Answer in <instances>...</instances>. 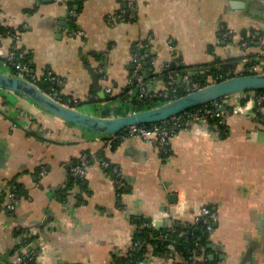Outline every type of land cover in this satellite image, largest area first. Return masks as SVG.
<instances>
[{
	"label": "crops",
	"instance_id": "obj_1",
	"mask_svg": "<svg viewBox=\"0 0 264 264\" xmlns=\"http://www.w3.org/2000/svg\"><path fill=\"white\" fill-rule=\"evenodd\" d=\"M120 10L125 16L117 19ZM0 24L13 30L0 37V71L10 73L9 54L17 48L28 74L63 78L60 92L96 115L135 110L129 99H99L106 88L130 98L136 57L148 91L166 86L159 66L181 65L208 82L225 71L243 73L245 54L264 68V0H0ZM223 125L224 136L177 129L166 155L140 138L97 140L26 95L0 91V203L13 181L20 191L12 215L0 210V264H18L20 253L33 254L34 264H111L131 249L136 231L152 236L175 223L177 217L156 228L150 217L179 199L216 211L213 264H264V102L249 116L229 114ZM82 153L87 165L71 208V198L64 201L58 191ZM113 168L124 187H117ZM53 219H61L58 230L48 226ZM29 233L32 239H22ZM152 264L173 263L154 257Z\"/></svg>",
	"mask_w": 264,
	"mask_h": 264
},
{
	"label": "built area",
	"instance_id": "obj_2",
	"mask_svg": "<svg viewBox=\"0 0 264 264\" xmlns=\"http://www.w3.org/2000/svg\"><path fill=\"white\" fill-rule=\"evenodd\" d=\"M69 14L71 16H75L76 12L72 9L69 10ZM115 18H123L125 16V11L120 10L115 15H113ZM112 16H109V18ZM79 35H82V31H77ZM14 36L17 38L18 35L14 34ZM252 36V35H251ZM254 37V36H252ZM238 45L245 49L248 45V41L243 40L238 43ZM244 56V60L248 61V67L244 72H255L257 73H264V68L259 69L257 63L250 61L249 57ZM14 52L12 51L9 54V66L11 69L15 70V73L18 76H21L23 78H26L32 82H35L37 77L33 74H28L25 71L24 64L15 61L13 59ZM135 67L132 73V82L137 86V100L142 98H148L151 101L158 99L160 101V98H167L172 97L168 100L174 99L177 96V86H180V90L183 91V94L189 93L191 91L197 90L209 83L216 82L218 80L224 79L229 76L236 75L235 73L229 71H225L223 73H219L212 81H207L203 78H193L189 73H183L179 74L177 71L173 69H168L166 66H159L157 68V72L159 74H162L166 77V86L165 88L159 90V91H148L145 86L143 85V76L141 74V62L140 60L135 59ZM240 73V74H244ZM10 73H12L10 71ZM45 79H47L51 83V88L49 92L47 93L51 98L55 99L56 101L60 102L61 104L71 107V108H78L79 102L75 97H71L68 95H63L60 92V88L63 85V78L59 77L58 75L54 74L51 71H47V73L44 74ZM135 81V82H134ZM59 88V89H58ZM133 90H135L133 88ZM132 88H129L127 91L128 95H131L134 93ZM0 91L5 92L9 90L0 89ZM107 94H110V89H105ZM129 98L126 99V101ZM244 99V102L242 101ZM141 101V100H139ZM157 101V100H156ZM165 102V101H163ZM264 102V92L262 91H256V90H247L239 93H234L228 96H224L222 98H218L215 100H212L208 103L202 104L200 106L185 110L181 113H178L168 119H166L164 122H158V123H152L148 125H130L127 126L122 131H119L118 133L113 134H106V135H100L97 134L96 139L102 140L104 142H114V141H120L129 137H135L143 139L147 142L152 143L154 146H157L163 151L164 154H169L170 151V141L172 135L176 132L177 129H187L190 131H193L195 133L198 132V130L201 129H211V125L209 123L210 117H217L219 123L223 124L225 123V120L229 114H242V115H250V112L257 108L260 109L261 104ZM162 103V102H161ZM254 112L252 113V115ZM256 115V114H254ZM253 115V116H254ZM26 123H30V118H26ZM87 165V156L85 154L79 155L74 161H72L69 164V173L70 176L73 179L72 186H71V192H76L79 189V181L83 178L86 170ZM102 165L104 167H108L109 163L107 161H103ZM112 171L119 177V171L116 168H113ZM44 168L42 167L40 169L39 174L42 176L44 175ZM117 187L121 188L126 185L125 180H123L121 177L118 178L116 181ZM19 201L18 196L16 195V186L14 184H11L8 186V191L6 194V197L4 201L0 203V210L5 211L8 216L12 215L13 212L16 209L17 203ZM77 203V200L74 197H71V202H69V206L72 208ZM176 210V213L175 211ZM188 211V217H184L186 212ZM175 215V216H174ZM174 217H177L178 220L182 222H188L190 224H201L200 230L202 233L207 234L208 236L213 233L214 230V224L217 221V213L215 210L210 209L207 207L204 203L201 201H195L191 204H189L186 199H179L178 202L174 204V206L168 210H162L158 211L157 213H154L150 217V221L152 224H155L156 221L160 220H167L168 222L173 219ZM61 225V219H53L49 224V228L53 230H58ZM32 233H29L28 236H32ZM167 233L159 232L158 237L166 238ZM141 245V242L139 240H135L131 243V249H134ZM152 248L149 247L148 250L144 253L143 257L138 261L139 264H152L153 259L155 256H153L151 252ZM197 249H192L191 255L189 256L188 260H191L192 262L195 259H198L202 254H197ZM179 255L175 250L172 248L170 250V255ZM175 255V256H176ZM202 257V256H201ZM31 259V257L28 258V260ZM24 256L20 257L19 262L22 264L24 263ZM185 264H192L189 262H186Z\"/></svg>",
	"mask_w": 264,
	"mask_h": 264
},
{
	"label": "water",
	"instance_id": "obj_3",
	"mask_svg": "<svg viewBox=\"0 0 264 264\" xmlns=\"http://www.w3.org/2000/svg\"><path fill=\"white\" fill-rule=\"evenodd\" d=\"M90 73L94 83H97V73L91 71ZM263 88L264 73L236 74L149 108L134 110L122 115L102 116L65 106L51 98L35 82L13 73L0 71V89L22 93L59 119L100 135L118 133L130 125L164 122L178 113L212 100L234 93ZM96 90L99 92L101 89L96 88ZM173 196L175 197V195ZM167 222V220L156 221L155 227L166 226Z\"/></svg>",
	"mask_w": 264,
	"mask_h": 264
},
{
	"label": "trees",
	"instance_id": "obj_4",
	"mask_svg": "<svg viewBox=\"0 0 264 264\" xmlns=\"http://www.w3.org/2000/svg\"><path fill=\"white\" fill-rule=\"evenodd\" d=\"M12 29L10 28H5L3 25L0 24V37L4 36L6 34L12 33ZM251 33L254 34L253 31H250ZM250 39V37H243L242 40H247ZM14 52L13 59L15 61H18L22 63L25 61L24 58L20 57L19 55V49H12ZM168 69H171L167 66ZM173 70L177 71L179 74L187 73L188 71L185 69V67L177 66L173 68ZM12 73H15V70H11ZM258 71L251 72V73H257ZM248 73V72H244ZM164 76V75H163ZM165 77V76H164ZM193 78H203L200 76L193 75ZM166 79V77H165ZM143 85L145 88L150 89L149 84L146 83V76L143 73ZM36 85L43 90L45 93H48L51 86V83L43 78L41 79H36L35 81ZM133 83V82H132ZM135 87L134 93L130 96L128 103L132 104L135 108V110H140V109H145L152 107L154 105L160 104L163 101H166L167 99H170L172 97H167V98H160V101L158 99L153 100L150 102L148 98H142L137 100V86L133 84ZM59 89V88H58ZM177 96L183 95V91L180 90V86H177ZM256 91H262L264 92V88ZM127 95L126 92H122L118 95H112L110 94H104L102 98L99 100L107 101V100H117L119 102L126 101ZM98 100V99H97ZM89 102H96L95 98H90L88 100ZM244 102V99L242 100ZM80 104V103H79ZM263 104V103H262ZM261 104V106H262ZM102 116H109V113L106 111H102L100 113ZM260 112L257 113V118L260 119ZM31 120V119H30ZM209 123L211 125V129L213 131H217L220 136H224L228 129L225 128V126L221 123H219L217 117H210ZM259 121V120H258ZM85 152V151H83ZM73 179L71 176H69V179L67 183L60 188L59 196L60 198H63L64 201H67L69 198L74 197L77 202L80 200V197L77 195L78 193H72L71 192V186H72ZM16 186V195L18 198L20 197V191H19V185L15 181L13 183ZM79 185H81V180L79 181ZM80 187V186H79ZM177 223V225H176ZM201 224H190L188 222H182L178 219H175V223H172L170 227H165V228H160L159 230H151V233L153 234L152 236L149 235L150 231L149 229H143L141 232L136 231L134 233V241L139 240L141 242V245L134 248L130 249L127 253L124 255L116 257V261L112 262L111 264H139L138 261L143 257L144 253L148 250L149 247L152 248L151 252L153 256H155L159 261L164 262H171L173 264H185L186 262L192 263V264H213L212 260L209 259L208 257V252H209V243H210V237L211 235H207L205 233H202L200 230ZM23 232L22 229H17L15 230V233L21 234ZM159 232H164L167 233L166 238H161L158 237ZM33 236V235H32ZM32 236L30 238H26L23 236L22 239L30 240L32 239ZM174 249L175 252H177L179 255H170V250ZM19 249L18 246L16 249H14L12 252H9V254L15 253ZM192 249H197L198 251L196 252L197 254H202L198 259H195L193 262L191 260H188L189 256L191 255ZM19 251V250H18ZM20 255L24 256V263L22 264H34V255L31 253L27 254H22ZM31 257V259L28 260V258ZM18 264H21L18 262Z\"/></svg>",
	"mask_w": 264,
	"mask_h": 264
},
{
	"label": "rangeland",
	"instance_id": "obj_5",
	"mask_svg": "<svg viewBox=\"0 0 264 264\" xmlns=\"http://www.w3.org/2000/svg\"><path fill=\"white\" fill-rule=\"evenodd\" d=\"M128 110V109H127ZM112 111V113L110 114V115H112V116H115V115H122V114H125V113H128V112H130L129 110L128 111H126V109H121V108H117V109H115V110H111Z\"/></svg>",
	"mask_w": 264,
	"mask_h": 264
}]
</instances>
